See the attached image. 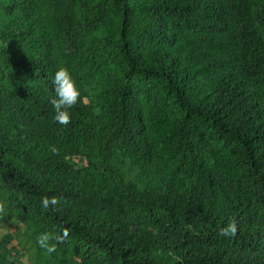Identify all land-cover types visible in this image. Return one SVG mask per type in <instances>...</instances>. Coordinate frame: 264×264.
<instances>
[{"label": "trees", "instance_id": "trees-1", "mask_svg": "<svg viewBox=\"0 0 264 264\" xmlns=\"http://www.w3.org/2000/svg\"><path fill=\"white\" fill-rule=\"evenodd\" d=\"M0 217L36 264H264V0H0Z\"/></svg>", "mask_w": 264, "mask_h": 264}, {"label": "clouds", "instance_id": "clouds-1", "mask_svg": "<svg viewBox=\"0 0 264 264\" xmlns=\"http://www.w3.org/2000/svg\"><path fill=\"white\" fill-rule=\"evenodd\" d=\"M52 83L55 96L51 99L50 103L56 113L55 120L62 125H67L70 122L69 109L77 103L78 97L80 96L77 81L74 79L71 71L67 67L59 66L54 72ZM50 202L52 204L57 203L55 199L51 201L44 199L42 206L46 209ZM235 231V225L230 224L227 228L221 229V234L226 236L230 233L234 234ZM66 234L67 233H65V235ZM49 239V235L44 234L39 238V242L42 247L48 248V251H54V248L48 245Z\"/></svg>", "mask_w": 264, "mask_h": 264}, {"label": "rangeland", "instance_id": "rangeland-1", "mask_svg": "<svg viewBox=\"0 0 264 264\" xmlns=\"http://www.w3.org/2000/svg\"><path fill=\"white\" fill-rule=\"evenodd\" d=\"M0 225L6 230L10 231L16 239V243L21 244L24 248V252L27 254L26 263L36 264L35 257L33 256L32 243L29 241L26 235V227L18 221L4 220L0 217Z\"/></svg>", "mask_w": 264, "mask_h": 264}]
</instances>
